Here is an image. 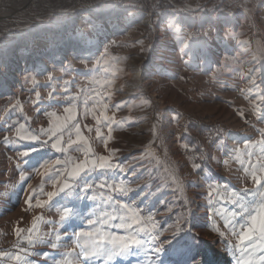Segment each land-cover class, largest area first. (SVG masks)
Returning a JSON list of instances; mask_svg holds the SVG:
<instances>
[{"label": "rangeland", "instance_id": "rangeland-1", "mask_svg": "<svg viewBox=\"0 0 264 264\" xmlns=\"http://www.w3.org/2000/svg\"><path fill=\"white\" fill-rule=\"evenodd\" d=\"M0 1V264H105L74 253L76 235L122 214L116 201L159 232L161 251L135 246L110 264L264 256L258 237L232 234L251 223L240 203L256 209L264 191L250 175L264 166V0ZM73 125L86 144L71 143ZM89 148L123 171L87 170L60 192ZM119 223L104 230L123 235Z\"/></svg>", "mask_w": 264, "mask_h": 264}, {"label": "snow or ice", "instance_id": "snow-or-ice-1", "mask_svg": "<svg viewBox=\"0 0 264 264\" xmlns=\"http://www.w3.org/2000/svg\"><path fill=\"white\" fill-rule=\"evenodd\" d=\"M37 96H39V93H37ZM65 111H70L69 109H66ZM74 117H69V119H72ZM22 127V126H21ZM73 127L76 128L77 132V140L71 141V143H77L78 141H83L85 144L87 143V138L80 135L79 127L76 125H73ZM57 130L52 131V136L55 137L57 135ZM98 135L99 129H97ZM17 135L19 137V130H17ZM22 139H30V140H37V136H27V137H21ZM52 147L55 149H58L60 151H65L61 147V142L59 139H57L56 143L52 144ZM91 151V149H87L85 153V160L80 163H75L70 171H67L66 178H64L63 181V187L59 189L60 192H63L65 189L71 188L72 185L69 183V179L75 180L77 177H80L82 173H85L87 170L92 169H115L120 168L121 171L123 169L120 167L119 164L112 163L111 162V156H100L96 159H88V153ZM23 155H26V153H23ZM61 161L57 160L55 161L56 165H59ZM45 166L46 165H42ZM195 168L199 169L200 165L195 164ZM65 170H62L61 172L57 173V176H62ZM257 171H259L260 175L257 174ZM251 179L252 181L258 186L257 188L264 189V166H262L260 169L252 170L251 173ZM53 183H59V180H53ZM103 187V185H101ZM87 188L91 189L92 185H86ZM109 188L112 186L109 185ZM119 191L122 192L124 195H127V192L129 190H126L124 188H119ZM58 192L56 191H49L46 193L49 201L52 200L53 197L57 196ZM261 199L258 205V208L256 209H250L245 203H240V208L243 210L244 213L247 214L248 219L251 221V223L248 225L246 231H241L239 233H236L233 231V235H237L239 237V240L241 244L243 245L244 242H251L253 241L254 237H258L259 243L255 247H259L261 251H264V191L260 193ZM95 199V197H93ZM112 197H107V201H111ZM233 203H237L238 201L233 198ZM29 204V207L32 206V200L29 199L27 201ZM46 202L42 200H37L35 207L43 208L45 206ZM116 204L119 207L123 208V213L119 216L113 214L116 212V209L113 208V212H105L103 216H98L95 220H91L89 223L90 225L94 226L92 230L90 231H84L80 232L76 235V241H77V248L78 251H75L74 253H79L84 259L88 258H100L105 261V264H110V262L121 255L126 254L130 249H132L135 246L144 245L148 247L149 249L153 250L154 252L161 251V248L159 246V243H157V239L159 236V232H156L153 234L148 227L142 226L143 220L142 217L139 214L138 209L129 207L127 204L120 205L119 201H116ZM111 207V205H109ZM252 211H255L256 214L252 215ZM70 215V210L65 209L63 210V214L61 215L60 219L61 222L65 220ZM235 215V214H233ZM119 219L120 223L116 224L115 227H118L124 231L123 235L108 232L105 229V227L110 224L112 221H115ZM148 221L152 222V217H148ZM230 223V221H229ZM98 225V226H97ZM156 225L154 222L151 223V228L155 229ZM16 234L19 237L21 234V229L17 228ZM30 244H33L34 241L29 238L28 241ZM53 247L56 245L53 244ZM255 247L253 248V252L255 251ZM246 251V249H245ZM73 254V253H72ZM16 260H20V256L15 257ZM260 264H264V256L259 257ZM24 264H26V260L24 261ZM150 264H156L155 260H150ZM194 264H201L200 260L194 261ZM244 264H253L252 260L249 259L244 262Z\"/></svg>", "mask_w": 264, "mask_h": 264}, {"label": "trees", "instance_id": "trees-1", "mask_svg": "<svg viewBox=\"0 0 264 264\" xmlns=\"http://www.w3.org/2000/svg\"><path fill=\"white\" fill-rule=\"evenodd\" d=\"M143 10H149L150 9V1L149 0H138L137 1ZM157 7L159 8H169V7H175V4L171 0H160L157 2Z\"/></svg>", "mask_w": 264, "mask_h": 264}, {"label": "bare ground", "instance_id": "bare-ground-1", "mask_svg": "<svg viewBox=\"0 0 264 264\" xmlns=\"http://www.w3.org/2000/svg\"><path fill=\"white\" fill-rule=\"evenodd\" d=\"M1 2V1H0ZM4 3V2H3ZM13 7V6H12ZM11 8V7H10ZM9 11H12V8L11 9H9ZM4 14H6V13H4ZM219 262H218V264H225L226 263V256H225V254L224 253H219Z\"/></svg>", "mask_w": 264, "mask_h": 264}, {"label": "crops", "instance_id": "crops-1", "mask_svg": "<svg viewBox=\"0 0 264 264\" xmlns=\"http://www.w3.org/2000/svg\"><path fill=\"white\" fill-rule=\"evenodd\" d=\"M247 260H240V262L238 264H244V262ZM253 264H260L259 260H252Z\"/></svg>", "mask_w": 264, "mask_h": 264}, {"label": "water", "instance_id": "water-1", "mask_svg": "<svg viewBox=\"0 0 264 264\" xmlns=\"http://www.w3.org/2000/svg\"><path fill=\"white\" fill-rule=\"evenodd\" d=\"M31 1V0H30ZM7 6V5H9V3H8V1H5L4 3H1L0 4V9H1V7H3V6ZM15 12V11H14ZM0 18H1V15H0Z\"/></svg>", "mask_w": 264, "mask_h": 264}]
</instances>
